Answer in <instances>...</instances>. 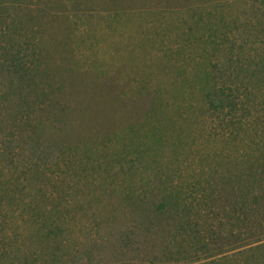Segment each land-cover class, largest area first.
I'll return each instance as SVG.
<instances>
[{"label":"rangeland","instance_id":"374dc122","mask_svg":"<svg viewBox=\"0 0 264 264\" xmlns=\"http://www.w3.org/2000/svg\"><path fill=\"white\" fill-rule=\"evenodd\" d=\"M263 174L260 0H0V264H264Z\"/></svg>","mask_w":264,"mask_h":264},{"label":"trees","instance_id":"16d2710c","mask_svg":"<svg viewBox=\"0 0 264 264\" xmlns=\"http://www.w3.org/2000/svg\"><path fill=\"white\" fill-rule=\"evenodd\" d=\"M260 1L264 3V0ZM207 96L213 120L228 126L236 124L235 127L237 124L243 123L242 121L246 117L245 110L249 111L246 104L238 100L239 98L233 88H216L210 91ZM263 179V177L260 178V180Z\"/></svg>","mask_w":264,"mask_h":264}]
</instances>
